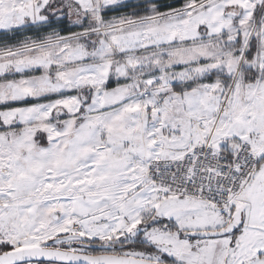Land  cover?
Returning <instances> with one entry per match:
<instances>
[{"label": "snow or ice", "instance_id": "1", "mask_svg": "<svg viewBox=\"0 0 264 264\" xmlns=\"http://www.w3.org/2000/svg\"><path fill=\"white\" fill-rule=\"evenodd\" d=\"M0 264H264V0H0Z\"/></svg>", "mask_w": 264, "mask_h": 264}]
</instances>
